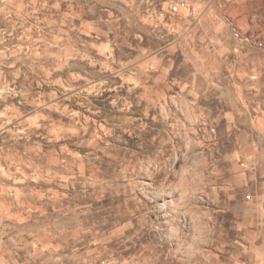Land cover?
I'll return each instance as SVG.
<instances>
[{
    "label": "clouds",
    "instance_id": "clouds-1",
    "mask_svg": "<svg viewBox=\"0 0 264 264\" xmlns=\"http://www.w3.org/2000/svg\"><path fill=\"white\" fill-rule=\"evenodd\" d=\"M63 3L91 14L98 28L119 38L114 46L135 44V50L122 51L115 61L95 59L80 36L84 29L74 28L60 9ZM158 3L170 32L155 10ZM28 6L55 21L36 17L34 28L64 39L55 55L47 48L36 52L39 45L25 31V52L11 44V31L0 29V174L15 180L25 161H35L41 167L33 165L28 179L39 172L69 195L45 193L39 200L26 189L21 206L6 190L0 264H264V0H28ZM15 8L14 0H0V10ZM65 23L71 36L60 31ZM137 33L145 36L146 54L138 40L128 43ZM17 64L50 85L53 73L64 70L61 99L40 95L27 77L17 83ZM81 79L87 87L76 84ZM125 85L126 95L116 91ZM89 89L115 92L107 113L126 116L137 105L144 115L135 126L148 132L119 149L95 137L89 144L81 132L91 125L63 110L65 101L90 110L83 94ZM9 97L31 104L33 112L61 105L68 123L43 124V138L53 141L46 146L56 153L38 150L31 137L40 125L16 105L6 107ZM150 113L156 120L145 124ZM125 123L124 117L109 119L102 135L114 145ZM73 143L83 146L82 160L69 152ZM102 145L113 153L111 160H97ZM52 155L63 162L48 173ZM81 162L84 175L77 171ZM37 204L47 212H37Z\"/></svg>",
    "mask_w": 264,
    "mask_h": 264
},
{
    "label": "rangeland",
    "instance_id": "rangeland-1",
    "mask_svg": "<svg viewBox=\"0 0 264 264\" xmlns=\"http://www.w3.org/2000/svg\"><path fill=\"white\" fill-rule=\"evenodd\" d=\"M14 2L16 4L15 11L5 12L4 10H0V29L7 28L9 31H11L12 36L8 37V39L11 40L12 45H16L24 49L25 52L28 51V48L25 47V44L21 42L20 39L22 36H24L25 31L28 32V37L37 45H39L36 48V52H41L44 48H47L49 52H52V50L56 48L57 44L63 43V35H53L51 38H49L47 36V32L49 31V29H45L42 26L39 29L33 27L36 17H39V19L45 23H53L55 21L50 22L47 21L45 17L40 16L35 8H31L28 6V0H14ZM60 9L64 10V15L72 20L74 28L84 29V31L80 33V36L82 39L88 42L95 59L100 60L101 62L107 60L115 61L119 59L122 51L126 50L127 52H132L135 50V44L132 45V48H127L126 45L114 46L113 40L116 41L117 45L121 44L119 38L116 37L113 33L108 32L106 27L98 28L95 20L91 18V14H88V16H84L77 13L75 4L69 5L68 3H63L60 4ZM155 10L159 15L160 20L163 22L165 32H170L171 24L169 22L168 16L165 15L164 4L158 3ZM69 11H71L75 15L69 16ZM169 15L171 14L169 13ZM104 19H107L106 15ZM117 23H120L121 26L123 24V22L121 21H117ZM18 24H23V27L17 26ZM60 31L64 34H67L68 36L72 35L71 32L67 31L66 23ZM5 35L7 34L5 33ZM132 40H138L141 44V50L145 54L147 53V47L144 44V35L137 33L135 36L129 39L128 43H131ZM23 54L24 53L21 52V56H23ZM52 54L55 55L54 52H52ZM228 55L231 57V54ZM16 67L19 69V72L15 78L17 83L22 82L27 77L28 79L32 80V87L34 89H42L40 95L43 96L45 94H48L49 96H54L56 98V101H59L61 99V92H64L65 89L60 87L59 81L66 78V76L62 74L64 70H58L56 73H53V78L56 82L50 85L48 83H41L39 77L34 78V73L26 72L25 69L20 68L19 64H17ZM96 68L99 69L100 64H96ZM151 70H156L155 64L151 65ZM80 75L83 77L84 73H80ZM259 79L264 81V76L259 77ZM115 80L120 84H124V81L120 80L119 77H115ZM76 84L87 87V83L83 79L77 81ZM76 84L73 85L74 91L78 90ZM9 86L11 87L12 85L9 84ZM113 87H115V85H113ZM105 88L107 89L106 85ZM116 91L121 95H126L127 85H125L123 89H116ZM83 94L87 95L88 100L91 102L92 107L90 110L82 108L81 104L79 103L73 104L69 101L64 102L63 110L65 112L70 110L75 116L82 117V119H80L81 124H84L85 121H87V123L91 125L90 128L85 126V128L81 132V135L89 141V144L93 142V139L95 137L96 139L103 141L104 144L119 149L121 145H129L134 140L141 138L142 131L144 134L148 132V128L141 130L140 128L135 126L139 124L140 118L144 115L143 111L137 113V105L135 104H132V106L127 110L126 116L124 113L106 112V108H112L111 100L115 96V92L111 90L96 92L92 89H89L88 92ZM19 99V97H9L5 106L7 107L9 105H16L18 112L21 113V116L24 112H29L30 119L33 124L40 125V127L34 128L36 134L31 137V140L38 146L39 151L49 152L53 154L56 153L58 149L49 148L46 146L53 143V141H46L43 138L44 135H47L43 128V124L45 122H48L49 120H53L59 121L61 125H66L71 117L62 113L61 105L58 102L55 104V108L50 107L48 109H44L43 111L37 110L33 112L31 104L20 105ZM143 103L146 105L147 101H144ZM120 107H123V105H121ZM98 109L99 112L97 111ZM121 117H124V119L130 123H125L123 135L118 134L116 143L113 145L112 137L102 135V133H105L107 131L108 125L106 124V121H108L109 119H113L118 122ZM149 119L152 122H155V114L150 113L149 116L145 119V124H148ZM15 123L16 121L13 120L8 126L12 127V125ZM55 143L63 145L64 141L62 139H58L57 141H55ZM81 147L83 146L78 145L77 143H73L68 146L69 152L73 153L74 157L81 158L82 160L85 152L79 150ZM96 156L97 160H101V158H103L104 160H111L113 157V153L107 151V149L102 145L100 151L97 152ZM62 162V158L58 159L55 155L50 156L48 163L51 165V167L48 168V173L53 172V170ZM33 165H35L36 168L41 167L40 164L35 161H33L32 163L25 161L24 164L20 167V172L23 173V176L20 175V172H17L15 180L7 179L2 174H0V203L3 202V197L6 190L8 192L14 193L13 198L16 199L21 204V206H23V204L26 202V189L28 193H30L32 196H35L39 200L46 199L45 193L56 198L60 197L61 195H63L65 198L68 197L69 192L67 190V187H65V189L61 191L58 186H53L55 184V180L44 179L41 177V174L39 172H37L36 175L31 179H28L30 173L33 171ZM13 171H15V169H13ZM77 171H79L81 175H84L87 171V165L81 162L77 168ZM57 175L58 178L61 179L62 183L67 186L69 183L68 179L62 174ZM28 205L29 207L32 206L30 201H28ZM36 210L37 212H47V209H42L39 204L36 205Z\"/></svg>",
    "mask_w": 264,
    "mask_h": 264
},
{
    "label": "built area",
    "instance_id": "built-area-1",
    "mask_svg": "<svg viewBox=\"0 0 264 264\" xmlns=\"http://www.w3.org/2000/svg\"><path fill=\"white\" fill-rule=\"evenodd\" d=\"M175 11V10H174Z\"/></svg>",
    "mask_w": 264,
    "mask_h": 264
},
{
    "label": "crops",
    "instance_id": "crops-1",
    "mask_svg": "<svg viewBox=\"0 0 264 264\" xmlns=\"http://www.w3.org/2000/svg\"><path fill=\"white\" fill-rule=\"evenodd\" d=\"M103 48V47H102Z\"/></svg>",
    "mask_w": 264,
    "mask_h": 264
}]
</instances>
